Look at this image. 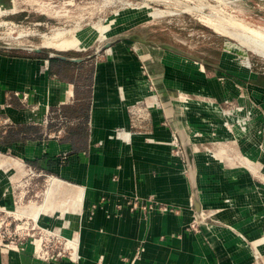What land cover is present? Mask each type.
I'll use <instances>...</instances> for the list:
<instances>
[{"label":"crops","instance_id":"0c3cea01","mask_svg":"<svg viewBox=\"0 0 264 264\" xmlns=\"http://www.w3.org/2000/svg\"><path fill=\"white\" fill-rule=\"evenodd\" d=\"M115 55L95 63L90 68L89 82L83 86L78 82L86 77L83 63L0 53V207L13 209L16 195L11 190L12 177L17 169L28 166L51 177L42 202L30 205L27 214L31 218L41 215L42 223L46 220L49 224L53 218L48 212L57 208L67 211L64 206L68 200L76 211L83 200L80 216L72 217L76 222L70 232L79 238L75 262L36 260L32 248L25 245L24 251L0 254V264H130L127 260L141 245L144 253L136 264H242L239 259L244 251L238 249L241 247L232 240L231 245L223 243L230 232L222 229L211 233V244L184 234V222L191 215V194L182 167L168 146L170 133L162 126L165 117L156 109L147 119L130 116L133 105L142 100L152 103L155 96H151L141 70L142 62L127 53L121 58ZM157 68L148 73L159 98L164 92H179L167 81L164 70ZM254 86L264 97V87L256 83ZM163 103L172 121L171 107ZM259 103L264 113V100ZM56 110L63 111L74 124L61 139H45L40 123ZM188 113L192 114L190 110ZM191 114L185 118L193 126ZM259 118L254 119L255 124ZM80 127L84 128L82 132H78ZM19 128L25 134H18ZM69 129L74 133H68ZM235 140L238 153L233 155V163H227L229 167L212 160L207 165L202 157L197 165L202 207L223 208L219 216L231 225L237 215L234 210L224 209L222 201L231 197L238 200L236 188L243 189L249 197L247 203L253 205L257 202L256 189L264 188L257 179L258 172L264 176V140L250 135L247 144L238 134ZM222 150L219 152L227 154V150ZM63 154L67 156L64 162L60 159ZM232 174L236 180L231 179ZM63 184L70 188L65 189ZM57 193L65 199L59 204L51 201ZM152 195L160 202L181 207L183 216L154 214L144 222L139 212H129L122 199ZM93 206L97 209L94 214L90 212ZM253 231L247 228L240 232L250 238Z\"/></svg>","mask_w":264,"mask_h":264},{"label":"rangeland","instance_id":"374dc122","mask_svg":"<svg viewBox=\"0 0 264 264\" xmlns=\"http://www.w3.org/2000/svg\"><path fill=\"white\" fill-rule=\"evenodd\" d=\"M202 18H210L236 35L251 37L240 27L228 24L227 18L264 33V4L259 0H0V53L35 57L37 55L29 49H40L42 57H48L49 53L86 57L104 43L115 41L107 54L101 53L81 64L86 77L78 82L83 86L89 82L95 63L104 61L109 55L118 54L121 58V54L127 53L142 62L141 70L147 84L150 81L154 84L148 71L162 66L157 69L164 70L167 81L179 88V92L169 95L179 105L181 125L192 150L190 160L194 173H190L181 139L176 134V129L181 127L170 121L161 95L159 98L156 91L151 95L156 99H151L152 104L144 115L147 119L156 109L165 117L162 126L170 133L168 146L189 184L191 215L188 222H184V234L198 236L211 244L214 241L210 234L223 229L231 233L224 236L223 243L231 245L232 240L241 247L238 249L244 251L239 259L242 264H264V188L256 189L257 202L253 205L247 203L249 197L245 196L243 189L236 188L238 200L231 197L222 201L224 209L234 210L237 215L231 225L219 216L223 208L202 207L197 185V165L201 157L207 160V165L212 164V160L229 167L227 163H231L233 155L238 153L234 145L237 134L247 144L250 135L262 137L263 142L264 113L259 102H263L264 97L254 88V83L264 84V60L237 38L213 31ZM127 36L129 39L121 40ZM137 38L155 41L162 47L136 42ZM189 110L192 114L188 113ZM189 114L193 117V126L186 122L185 117ZM258 116L260 118L255 124L254 119ZM79 129L78 132H82L84 128ZM119 132L125 133L123 130ZM222 148L227 150V154L219 152ZM226 157L231 160L227 161ZM33 172L31 175L23 167L22 170L17 169L12 177L14 187L11 190L16 198L13 209L0 207V227L1 231L8 229L14 233L16 230V233L10 236L2 232L0 236L3 244L13 242L21 246L19 250L5 249L0 254L24 251L26 245L32 248V256L36 260L75 262L79 238L70 232L76 222L72 217L80 216L83 200L76 211L68 200L64 206L67 211L57 208L48 212L53 218L49 219V224L46 220L42 223L41 215L31 218L27 214L30 205L42 202L51 178L45 172L35 169ZM231 177L237 179L233 174ZM257 177L258 183L264 184V176L258 172ZM63 186L70 188L69 185ZM62 196L58 193L52 195L51 201L59 204L65 200ZM123 197L129 212H139L144 222L154 214L183 216L181 207L160 202L153 195ZM243 206H246L245 210ZM92 209L90 212L94 214L96 206ZM247 228L254 230L250 238L240 232ZM143 253L141 245L127 262L136 264L142 260Z\"/></svg>","mask_w":264,"mask_h":264},{"label":"built area","instance_id":"2783aa9c","mask_svg":"<svg viewBox=\"0 0 264 264\" xmlns=\"http://www.w3.org/2000/svg\"><path fill=\"white\" fill-rule=\"evenodd\" d=\"M148 88L151 92L155 91L154 85L151 82L148 84ZM147 102H148L147 100H142V101L137 102L135 105H133L130 108V116L133 119H139V120L145 119L147 115L145 116L144 113L146 112V109H148L150 105L152 104V103H149V102L147 103ZM73 124L74 122L68 120V118L64 116L60 110H56L55 112L49 113L47 116H45L43 121L40 123V125L44 127V130L42 132L43 137L45 139H55V140L61 139V137L65 134L68 127L73 126ZM50 126H54V127L49 129ZM198 135L200 136V134ZM60 159L62 162L66 161L67 159L66 154L61 155ZM26 169L31 175L34 173L32 167L28 166L26 167ZM2 232H4L3 235L12 236V234L15 235L16 230H14V233H11L8 231V229L1 231V227H0V234ZM13 245H15L13 242H10V244H3L2 236H0V251H3L5 249L6 250H9V249L19 250L21 246L17 244V246L15 245V247H13Z\"/></svg>","mask_w":264,"mask_h":264},{"label":"water","instance_id":"95a60500","mask_svg":"<svg viewBox=\"0 0 264 264\" xmlns=\"http://www.w3.org/2000/svg\"><path fill=\"white\" fill-rule=\"evenodd\" d=\"M260 2H262L264 4V0H259ZM124 39H129V37H124L121 38V40ZM136 42H140L142 44H148L150 46L153 47H159L161 48L162 45L159 43H156L155 41H146L144 39L141 38H137L135 39ZM116 42L115 41H108L106 43H104L100 48H98L95 52H93L91 55H88L86 57H68L65 56L63 54H57V53H49L47 59H52V60H60L63 62H68V63H72V64H80L85 62L86 60H90L93 59L97 56H99L101 53L106 52L107 50H109ZM2 47H0L1 49ZM31 52H33L36 55H41L42 51L40 49H29ZM161 95V94H160ZM162 101L166 102L170 105L171 107V114H172V121L175 124V126L179 125L181 127V129H176V134L178 133L179 138L181 139V146L184 152V156L188 162L189 168H190V173H194L193 168H192V163L190 158L192 157V150L189 146V142L186 140V132L184 127L181 125V112L179 109V106L177 104L176 101H174V99L172 98V96L168 95V93H163L161 95ZM184 129V130H183ZM180 131V132H179ZM184 131V132H183Z\"/></svg>","mask_w":264,"mask_h":264},{"label":"bare ground","instance_id":"6f19581e","mask_svg":"<svg viewBox=\"0 0 264 264\" xmlns=\"http://www.w3.org/2000/svg\"><path fill=\"white\" fill-rule=\"evenodd\" d=\"M203 22L205 23L206 26L212 28L213 31H215L217 33H224V34H228V35H231V36L237 38L252 53H254L256 56H258L259 58L264 60V33L256 31V30H253V29H250L248 27H245L244 25L240 24L239 22H237V21H235L234 19H231V18H229V19L227 18L226 22L228 24L240 27L244 31L248 32L251 35V37H246L245 35L243 36L241 34L240 35H236L235 33L226 31V28H224L223 26H221V24L216 23L215 21H213L210 18L203 19Z\"/></svg>","mask_w":264,"mask_h":264},{"label":"trees","instance_id":"16d2710c","mask_svg":"<svg viewBox=\"0 0 264 264\" xmlns=\"http://www.w3.org/2000/svg\"><path fill=\"white\" fill-rule=\"evenodd\" d=\"M256 84L259 85V86L264 87V84H261V83H258V82H257ZM62 112H63V111H62ZM63 115H64V114H63ZM64 116H66V115H64ZM66 117H67V116H66ZM49 128H53V126H50ZM80 128H82V127H80ZM17 131H18V134H19V132L25 134V132H23V130H22L21 128H19ZM35 131H36V130H35ZM72 132L74 133L73 130H70V129L68 130V133H72ZM14 133H15V132H13L11 135L14 136ZM38 133H39V132L36 131V134H37V135H38ZM12 136H10V137L12 138Z\"/></svg>","mask_w":264,"mask_h":264}]
</instances>
